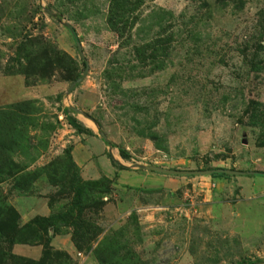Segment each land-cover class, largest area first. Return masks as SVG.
I'll use <instances>...</instances> for the list:
<instances>
[{
	"label": "rangeland",
	"instance_id": "1",
	"mask_svg": "<svg viewBox=\"0 0 264 264\" xmlns=\"http://www.w3.org/2000/svg\"><path fill=\"white\" fill-rule=\"evenodd\" d=\"M121 2L0 0V246L264 264V0Z\"/></svg>",
	"mask_w": 264,
	"mask_h": 264
},
{
	"label": "water",
	"instance_id": "2",
	"mask_svg": "<svg viewBox=\"0 0 264 264\" xmlns=\"http://www.w3.org/2000/svg\"><path fill=\"white\" fill-rule=\"evenodd\" d=\"M70 32L72 33V29L69 26H66ZM76 47L78 51L80 52V44L76 43ZM81 53V52H80ZM81 59L83 62H85L84 58L81 55ZM87 69V66H86ZM77 83L80 82V79L76 81ZM150 171L157 173V174H162V175H169V176H186V177H191V176H205V175H210L213 173H228L227 171H222V170H216V171H169V170H164V169H157V168H150ZM236 174V173H234Z\"/></svg>",
	"mask_w": 264,
	"mask_h": 264
},
{
	"label": "crops",
	"instance_id": "3",
	"mask_svg": "<svg viewBox=\"0 0 264 264\" xmlns=\"http://www.w3.org/2000/svg\"><path fill=\"white\" fill-rule=\"evenodd\" d=\"M81 163V162H79ZM59 237L53 239L52 246L57 247L60 244ZM13 253L18 256H23L29 259H37L42 254V249L39 247H29V246H15L13 248Z\"/></svg>",
	"mask_w": 264,
	"mask_h": 264
},
{
	"label": "trees",
	"instance_id": "4",
	"mask_svg": "<svg viewBox=\"0 0 264 264\" xmlns=\"http://www.w3.org/2000/svg\"><path fill=\"white\" fill-rule=\"evenodd\" d=\"M122 1L123 2H121V6H124V4H126L127 0H122ZM74 127L76 128L77 131L79 130V128L76 125H74ZM221 175L222 174H214L212 176L213 177H215V176L220 177ZM41 222H44V221H41ZM45 222H47V221H45ZM38 229H40L43 232H45V230H44V228H42V226L38 227ZM35 235L32 234L31 236H29L28 240H36V236ZM28 240H26V242H29ZM7 262L9 264H17V261H13L12 256L10 254H8V252L6 250H3V248L0 246V264H4V263H7Z\"/></svg>",
	"mask_w": 264,
	"mask_h": 264
}]
</instances>
